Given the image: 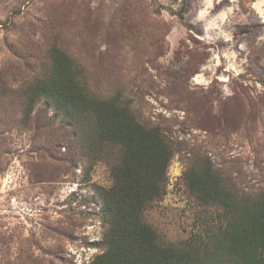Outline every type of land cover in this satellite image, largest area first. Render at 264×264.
Listing matches in <instances>:
<instances>
[{"label":"rangeland","instance_id":"374dc122","mask_svg":"<svg viewBox=\"0 0 264 264\" xmlns=\"http://www.w3.org/2000/svg\"><path fill=\"white\" fill-rule=\"evenodd\" d=\"M158 2L179 8L182 0ZM155 6L0 0V79L19 88L41 76L51 40L76 55L93 89L119 94L159 122L180 151L166 196L145 217L165 241L180 242L208 215L183 183L189 159L207 156L240 190L264 188V0H186L184 23ZM6 103L0 99V264H89L103 250L93 245L106 228L93 183L110 185L107 164L87 173L59 119L45 132L53 141L62 135L58 144H38L34 126L19 124L17 104Z\"/></svg>","mask_w":264,"mask_h":264},{"label":"trees","instance_id":"16d2710c","mask_svg":"<svg viewBox=\"0 0 264 264\" xmlns=\"http://www.w3.org/2000/svg\"><path fill=\"white\" fill-rule=\"evenodd\" d=\"M185 1L174 8L152 0L157 10H169L181 23ZM189 38L196 40L191 33ZM45 51L49 67L41 76L19 88L0 79V99L8 101L1 105L8 109L16 103L19 124L34 126L38 144L51 148L63 136L53 141L45 132L59 119L58 131L68 129L76 156L88 164L87 173L99 162L107 164L110 185L93 183L106 227L93 245L103 250L89 264H264V188L240 190L198 154L188 160L182 179L208 215L186 240L165 241L145 212L166 196L179 144L119 94L93 89L76 55L62 45L50 40ZM259 82L264 83L260 73Z\"/></svg>","mask_w":264,"mask_h":264}]
</instances>
